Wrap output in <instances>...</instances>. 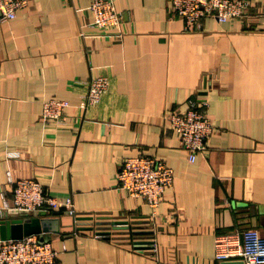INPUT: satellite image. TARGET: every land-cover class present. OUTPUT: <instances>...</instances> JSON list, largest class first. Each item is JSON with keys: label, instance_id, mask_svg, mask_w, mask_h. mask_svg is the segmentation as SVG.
<instances>
[{"label": "crops", "instance_id": "0c3cea01", "mask_svg": "<svg viewBox=\"0 0 264 264\" xmlns=\"http://www.w3.org/2000/svg\"><path fill=\"white\" fill-rule=\"evenodd\" d=\"M91 1L29 0L0 20V218L20 216L4 207L10 177L34 178L71 197L86 227L75 233L63 214L61 232L44 235L61 251L55 264H221L217 235H264V0L194 32L169 0H115L118 38L94 35ZM99 75L107 93L81 108ZM197 92L215 131L191 161L170 113ZM52 97L71 101L67 121L41 119ZM139 154L174 170L156 209L117 186L124 159Z\"/></svg>", "mask_w": 264, "mask_h": 264}, {"label": "built area", "instance_id": "2783aa9c", "mask_svg": "<svg viewBox=\"0 0 264 264\" xmlns=\"http://www.w3.org/2000/svg\"><path fill=\"white\" fill-rule=\"evenodd\" d=\"M28 3L29 0H0V20L14 19ZM169 3L173 11L184 18L188 32L199 30L206 17L214 16L221 22L235 20L244 17L250 8L249 0H169ZM89 11L92 16L90 25L95 28L94 35L118 38L124 34L123 14L115 0H92ZM109 85L110 79L106 75L91 78L87 82V91L82 95L80 107L88 108L99 103ZM199 93L189 99L187 107L170 113L171 126L182 147L189 151L191 161H195L198 152L208 148L215 131L207 112L210 101ZM71 106L68 99L49 98L44 102L41 119L46 123L65 122ZM174 179L173 168L164 160L139 154L124 159L118 172L117 186L132 197L144 199L156 209ZM10 183L13 203L11 205L6 201L5 208L24 210L29 216L36 213L45 216L70 215L74 218V231L77 232L81 220L71 197L58 198L48 194L34 178L10 177ZM60 254L61 251L52 241L40 234L0 240V264H55ZM215 256L220 261L242 259L246 264H264V235L255 227L217 235Z\"/></svg>", "mask_w": 264, "mask_h": 264}, {"label": "water", "instance_id": "95a60500", "mask_svg": "<svg viewBox=\"0 0 264 264\" xmlns=\"http://www.w3.org/2000/svg\"><path fill=\"white\" fill-rule=\"evenodd\" d=\"M10 212L20 214V216L0 218V240L22 238L29 234H40L44 238L46 234L61 232L62 220L60 216H45L42 213L29 216L26 214V211L16 208H11ZM78 228L83 229L86 227L79 225ZM221 264L246 263L242 259H232L221 261Z\"/></svg>", "mask_w": 264, "mask_h": 264}, {"label": "rangeland", "instance_id": "374dc122", "mask_svg": "<svg viewBox=\"0 0 264 264\" xmlns=\"http://www.w3.org/2000/svg\"><path fill=\"white\" fill-rule=\"evenodd\" d=\"M74 227H75V223H74Z\"/></svg>", "mask_w": 264, "mask_h": 264}, {"label": "trees", "instance_id": "16d2710c", "mask_svg": "<svg viewBox=\"0 0 264 264\" xmlns=\"http://www.w3.org/2000/svg\"><path fill=\"white\" fill-rule=\"evenodd\" d=\"M56 215H58L57 213H55Z\"/></svg>", "mask_w": 264, "mask_h": 264}]
</instances>
